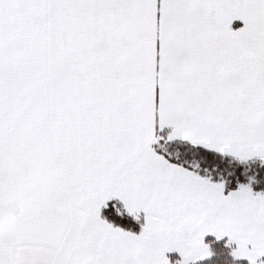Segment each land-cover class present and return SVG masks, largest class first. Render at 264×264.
<instances>
[{"label":"snow or ice","instance_id":"1","mask_svg":"<svg viewBox=\"0 0 264 264\" xmlns=\"http://www.w3.org/2000/svg\"><path fill=\"white\" fill-rule=\"evenodd\" d=\"M0 264H264V0H0Z\"/></svg>","mask_w":264,"mask_h":264}]
</instances>
